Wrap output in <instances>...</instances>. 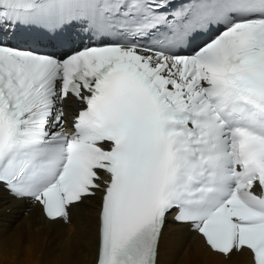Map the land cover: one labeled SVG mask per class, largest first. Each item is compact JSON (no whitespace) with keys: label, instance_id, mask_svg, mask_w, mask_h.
I'll use <instances>...</instances> for the list:
<instances>
[{"label":"snow or ice","instance_id":"6c2138e0","mask_svg":"<svg viewBox=\"0 0 264 264\" xmlns=\"http://www.w3.org/2000/svg\"><path fill=\"white\" fill-rule=\"evenodd\" d=\"M173 5L0 0V185L65 223L101 192L95 264H160L169 216L264 264V0ZM44 17L117 39L63 57L10 43Z\"/></svg>","mask_w":264,"mask_h":264},{"label":"bare ground","instance_id":"6f19581e","mask_svg":"<svg viewBox=\"0 0 264 264\" xmlns=\"http://www.w3.org/2000/svg\"><path fill=\"white\" fill-rule=\"evenodd\" d=\"M73 99L63 105L66 117L75 111ZM100 194L73 209L70 222L44 218L41 208L17 199L0 187V264H72L76 259L93 264L98 247ZM71 253V255H70ZM160 264H251L248 251L217 258L200 236L186 225L164 226L160 240Z\"/></svg>","mask_w":264,"mask_h":264}]
</instances>
